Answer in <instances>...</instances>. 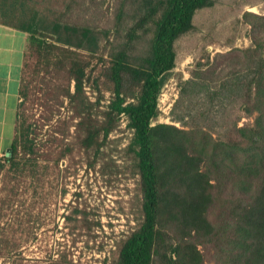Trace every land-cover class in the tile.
<instances>
[{"label": "trees", "instance_id": "obj_1", "mask_svg": "<svg viewBox=\"0 0 264 264\" xmlns=\"http://www.w3.org/2000/svg\"><path fill=\"white\" fill-rule=\"evenodd\" d=\"M49 3L0 0V24L24 33L41 65L73 82L66 94L80 148L98 152L120 117L127 119L141 220L116 243L112 264H264V14H242L248 47L207 55L179 83L174 109L186 98L208 104L194 117L216 122L222 133L214 137L208 124L188 126L189 112L176 119L183 128L154 123L175 68V42L212 0H120L112 27L98 33L109 50L106 59L100 55L95 82L102 79L111 93L100 120L83 97L89 61L80 58L84 51L96 56L98 34L62 19L67 2L65 13ZM22 81L15 134L0 156V172L36 174L35 140L20 112L28 95ZM242 116L252 122L239 126Z\"/></svg>", "mask_w": 264, "mask_h": 264}, {"label": "rangeland", "instance_id": "obj_2", "mask_svg": "<svg viewBox=\"0 0 264 264\" xmlns=\"http://www.w3.org/2000/svg\"><path fill=\"white\" fill-rule=\"evenodd\" d=\"M40 2H50L58 13L66 12L67 2L70 9L62 19L92 26L97 34L112 27L120 4V0ZM245 11L263 15L264 0H212L196 12L190 31L175 42V68L161 89L154 123L181 128L176 119L189 112L193 118L188 126L208 124L214 137L222 133L216 122L194 117L209 110L208 104L190 98L175 109L174 104L180 81L190 77L198 61L250 45L249 26L242 21ZM97 37L96 56L91 58L84 51L80 58L83 63L89 61L83 97L100 120L111 93L102 79L95 82L103 63L100 55L106 59L109 50L101 34ZM22 77L28 95L20 112L31 125L37 172H0V264H102L104 260L112 264L116 243L141 220L139 178L128 150L132 130L127 119L120 117L98 152L84 150L75 137L77 119L66 94L74 88L67 74L44 68L36 50L26 46ZM251 122L252 118L242 116L238 125Z\"/></svg>", "mask_w": 264, "mask_h": 264}, {"label": "crops", "instance_id": "obj_3", "mask_svg": "<svg viewBox=\"0 0 264 264\" xmlns=\"http://www.w3.org/2000/svg\"><path fill=\"white\" fill-rule=\"evenodd\" d=\"M27 36L0 24V156L15 134Z\"/></svg>", "mask_w": 264, "mask_h": 264}]
</instances>
